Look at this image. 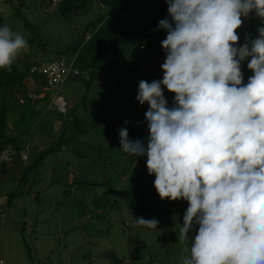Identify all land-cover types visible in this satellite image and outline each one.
I'll use <instances>...</instances> for the list:
<instances>
[{"label":"rangeland","instance_id":"374dc122","mask_svg":"<svg viewBox=\"0 0 264 264\" xmlns=\"http://www.w3.org/2000/svg\"><path fill=\"white\" fill-rule=\"evenodd\" d=\"M21 1L25 5L18 12L30 22L33 31L15 16L5 0H0V28L7 25L27 41L35 37V42L39 40L44 45L41 49L35 44L28 46L16 60L26 55L28 60L48 64L60 57L71 60L77 54L75 66L80 76L67 79L61 87L60 95L67 107L65 116L51 107V99L46 95L35 105L34 113L10 112L5 118L9 133L19 136L25 132L21 140L26 142L29 138L30 150L27 161L15 158L0 169V261L3 264H77L76 261L79 264H182L183 258L190 255L179 238L188 204L183 199L161 200L153 186L155 176L148 174L146 156L128 154L127 158L119 137V131L126 128L131 140L137 132L136 125H140L136 140L147 146L149 131L145 113L149 106L139 104L136 96L140 81L162 80L165 51L160 55L148 50L140 52L135 44L122 65L129 69L127 73L98 74L99 78L93 79L83 65L87 60L84 48L73 46L65 50L63 46L71 45L78 37L83 41L88 26V32L92 33L112 11L95 0L79 11H68L76 1L67 0L54 8L49 0ZM131 1L134 5L139 3V0ZM248 18L243 16L240 27L248 26ZM255 19L251 29L244 31L247 40L237 42V48L246 43L251 47L257 38L253 32L259 20ZM140 54L143 57L137 62L134 87H131L130 71L137 66ZM250 59L247 57L240 64L242 86L253 75L247 67ZM35 78L37 82L27 79L25 84L29 89L36 87L40 94L45 80L37 75ZM171 94L166 99L170 109L176 106L175 94ZM29 109L26 106L24 112ZM43 151L47 157L40 161ZM125 158L128 169L120 176L117 173L122 171ZM32 164L35 173L29 175L40 173L43 181L39 182L37 176L28 193L24 183L18 188L19 176L21 172L23 177L24 168L27 171ZM55 179L61 185L55 184ZM103 181L106 183L90 184ZM147 187L157 197L150 202L149 211L138 213L132 205L139 191L145 194ZM12 194L15 196L7 206L6 199ZM140 217L157 220L156 230L137 225L134 219ZM197 232L198 225L189 233L190 243Z\"/></svg>","mask_w":264,"mask_h":264},{"label":"clouds","instance_id":"9594fccd","mask_svg":"<svg viewBox=\"0 0 264 264\" xmlns=\"http://www.w3.org/2000/svg\"><path fill=\"white\" fill-rule=\"evenodd\" d=\"M167 3L172 22H159L167 32L164 75L140 81L136 96L149 106L147 146L122 128L120 147L146 156L161 200L187 202L179 238L190 255L182 264H264V28L251 47L235 46L241 17L255 11L264 18V0ZM27 47L20 33L0 28V69L10 72ZM247 57L253 75L242 86ZM162 88L175 94V107L166 106ZM134 221L154 230L158 224Z\"/></svg>","mask_w":264,"mask_h":264},{"label":"trees","instance_id":"16d2710c","mask_svg":"<svg viewBox=\"0 0 264 264\" xmlns=\"http://www.w3.org/2000/svg\"><path fill=\"white\" fill-rule=\"evenodd\" d=\"M70 1L76 2L68 8V11L73 9L75 11H79L94 0ZM95 1L101 3L108 9H117L120 11V13L112 11L104 22L101 20L102 24H97L94 30H92V33L88 32V29L90 28L89 25L84 35V40H79L78 45L76 44L74 46L75 48L78 46H82L84 48V56H87V60L83 65L86 66L85 68L90 72L91 78L98 79V74L104 75L106 73H127L129 69L125 70L122 68V65L133 52L135 44H138V39L141 33L142 41L139 48L140 52L148 50L151 53H158L159 55L164 52L161 47V43L164 39H166L167 32L166 30L159 27V22L164 19H168L170 23L172 22L171 17L168 14L167 0H139V3L135 5L132 4L131 0ZM5 2L9 4L10 7L15 11V16L23 20L26 28L33 31V27L30 22H28L18 12L20 8L25 5V3L23 4L21 0H5ZM241 19H243V16ZM244 31L245 30L239 28L236 30L237 34L239 35V40L244 37ZM256 31L253 32V34L256 35ZM86 35H89V39L87 40L85 39ZM243 39H245V37ZM34 40L35 37L29 39L27 41L28 46L35 44L39 49H41L44 43H41L39 40H36L35 42ZM245 40H247V38ZM118 49H120L121 52H118ZM142 57L143 55L141 54L138 56V63ZM77 60L78 55L76 54L73 64L74 69H77L75 66ZM39 63L40 62L35 61L34 59L28 60L27 56L24 55L13 62L10 72L5 69H0V152L7 145H12L16 149H19L22 146L21 137L25 134V132H22L19 134V136H14L9 133V127L5 120L8 113L23 112L25 115L30 110L29 109L27 112H24V108L26 106H28V108L32 107L33 109L30 110V112H34L35 105L40 100L45 98L46 95H48V93L42 89L39 94L36 92V87L29 89L25 84L27 79H34V81L37 82L35 78L36 75L30 73V68ZM138 63L133 69V72L130 74L129 85L131 87H134L133 83L136 77L135 75L137 72ZM77 70L79 71V69ZM79 76L80 71L78 76L72 77L71 79H75ZM112 79L115 81L114 77ZM45 84L46 82L44 81V85L41 88H43ZM162 92L165 99L172 97V94L168 92L166 88H163ZM29 95H33L34 98H29ZM41 95H43V97ZM21 100L22 102H20ZM121 120L123 121L122 118ZM42 154L43 155L39 158L40 161L47 157L45 151H43ZM133 163L134 161H132V164ZM1 168L2 167H0V169ZM26 170L27 171H25L24 168L23 177L22 173L20 172V184L18 185V188L24 183V188H27L29 193L30 189L34 186V182L37 180V176L35 175L32 177L29 175V173L32 171L35 173V166L33 164L27 167ZM145 191V194L139 191L138 198H136V203H133L132 205V209L138 213L149 211L150 202L157 197V194L153 193L148 187L144 190V192ZM13 196H15V194H12L10 197H8V199H6V205H9L11 202V197L13 198Z\"/></svg>","mask_w":264,"mask_h":264},{"label":"built area","instance_id":"2783aa9c","mask_svg":"<svg viewBox=\"0 0 264 264\" xmlns=\"http://www.w3.org/2000/svg\"><path fill=\"white\" fill-rule=\"evenodd\" d=\"M65 0H49L50 6L52 8L61 4ZM253 15L259 20V28H264V18H260L256 15L255 11H252ZM258 29L256 31V36L258 38ZM85 39H89V35L85 36ZM76 55L71 60L65 58H58L51 63H43L30 68V73L35 75H40L44 78L46 84L42 90L48 93L51 99V107L55 108L56 111L65 116L67 114V107L64 99L60 95L61 87L63 83L72 77L79 75V71L73 68L74 60ZM29 98H34L33 95H29ZM22 102V100L20 101ZM30 146L29 144H23L19 149H16L12 145H7L0 152V167L11 164L15 158H18L23 162L28 160ZM144 160V157H141ZM1 264V262H0Z\"/></svg>","mask_w":264,"mask_h":264},{"label":"water","instance_id":"95a60500","mask_svg":"<svg viewBox=\"0 0 264 264\" xmlns=\"http://www.w3.org/2000/svg\"><path fill=\"white\" fill-rule=\"evenodd\" d=\"M109 10L114 11V12H116V13H120V11L117 10V9H109ZM78 40H79V37H78V38H77V39H76L71 45H69V46H63L64 49H65V50H68V49H70L71 47L75 46V45L77 44ZM141 41H142V33H141L140 39H139L138 44H137V50H139V48H140ZM54 45H55V44H50L51 47L54 46ZM137 62H138V58L136 59V63H137ZM133 69H134V66H133L132 70L130 71L131 73L133 72ZM111 78H112V77H111ZM136 127H137V132H136V133L134 134V136L131 138V141H135L136 138H137V136H138V134H139V125H136ZM126 157L128 158V153H126ZM127 158H125V163H124V166H123L122 171L119 172V173H117V174L120 175V176H122V175H124V174L126 173V169H127V163H126V160H127ZM84 182H85V183H88V182H86V181H84ZM102 183H106V181H103V182H92V183H90V184H91V185H100V184H102Z\"/></svg>","mask_w":264,"mask_h":264},{"label":"crops","instance_id":"0c3cea01","mask_svg":"<svg viewBox=\"0 0 264 264\" xmlns=\"http://www.w3.org/2000/svg\"><path fill=\"white\" fill-rule=\"evenodd\" d=\"M248 17H249V18H248V20H249V24H248V26H247V27H240L239 29H243V30L251 29V27H252V23L256 20V19H255L256 17H254L251 13L248 14ZM255 36H256V35H255ZM243 38H244V37H242V39H240L238 42L243 43V40H244ZM34 108L36 109V106H35ZM32 109H33V108L31 107L30 110H32ZM30 110H29V111H30ZM29 111H28V112H29ZM34 112H35V111H34ZM34 112H32V113H34ZM24 135H25V134H24ZM22 142H23L22 144H24V143H25V144H30V143H29V138L26 139V142H24V141H22ZM25 144H24V145H25ZM29 146H30V145H29ZM55 166H56V165H55ZM55 166H54V167H55ZM36 176L39 177V176H40V173H38ZM153 176H154V175H153ZM42 181H43V180H42V178H41V176H40V180H39V182H42ZM53 182H54V178H53V180H52L50 186L52 185ZM55 182H56L55 184L61 185L58 179H55ZM50 186H49V187H50ZM7 206H8V205H7ZM72 209H75V208L72 206ZM73 221H74V219H73V220L71 219V222H73ZM72 259H73V258H72ZM0 262H1V264H3L2 261H0ZM76 263L79 264V261H76Z\"/></svg>","mask_w":264,"mask_h":264},{"label":"flooded vegetation","instance_id":"af4514ba","mask_svg":"<svg viewBox=\"0 0 264 264\" xmlns=\"http://www.w3.org/2000/svg\"><path fill=\"white\" fill-rule=\"evenodd\" d=\"M127 170V169H126Z\"/></svg>","mask_w":264,"mask_h":264}]
</instances>
